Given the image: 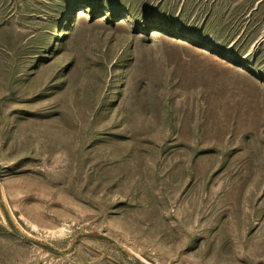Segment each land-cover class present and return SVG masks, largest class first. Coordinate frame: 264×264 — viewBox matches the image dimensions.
<instances>
[{
	"label": "rangeland",
	"instance_id": "rangeland-1",
	"mask_svg": "<svg viewBox=\"0 0 264 264\" xmlns=\"http://www.w3.org/2000/svg\"><path fill=\"white\" fill-rule=\"evenodd\" d=\"M0 264H264V0H0Z\"/></svg>",
	"mask_w": 264,
	"mask_h": 264
},
{
	"label": "trees",
	"instance_id": "trees-1",
	"mask_svg": "<svg viewBox=\"0 0 264 264\" xmlns=\"http://www.w3.org/2000/svg\"><path fill=\"white\" fill-rule=\"evenodd\" d=\"M71 6H72V5H70V8H71ZM74 12L76 13V11H75L74 8L69 9V13H70V14H73ZM76 24H77V16H76V14H75L73 20H72L71 23H70L69 28L67 29V32H66L68 35H69V33L73 30V28L75 27ZM67 34H66V35H67Z\"/></svg>",
	"mask_w": 264,
	"mask_h": 264
}]
</instances>
